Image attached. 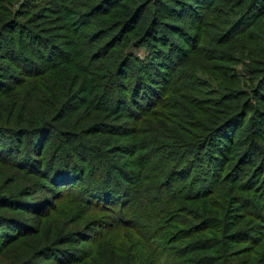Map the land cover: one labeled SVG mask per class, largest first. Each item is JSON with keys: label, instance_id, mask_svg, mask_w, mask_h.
<instances>
[{"label": "trees", "instance_id": "obj_1", "mask_svg": "<svg viewBox=\"0 0 264 264\" xmlns=\"http://www.w3.org/2000/svg\"><path fill=\"white\" fill-rule=\"evenodd\" d=\"M13 1L0 0V59L15 71L0 76V94L21 77L39 84L31 91L38 100L43 87H60L33 122L0 125L1 175L27 190L0 189V262L262 264L264 0L183 1L193 18L186 47L177 29L160 33L162 0H44L39 11L26 6L15 17ZM113 46L114 56L97 66ZM132 48L147 53L137 58ZM199 50L206 56L195 58ZM199 59H214V68L200 71ZM130 81L133 98L123 108ZM79 110L93 119L85 130L67 118ZM44 188L51 197L24 200ZM64 207L78 216L69 240L53 231L39 238L41 225L25 222ZM27 237L40 244L14 251L11 244ZM82 242V257L83 249L58 250Z\"/></svg>", "mask_w": 264, "mask_h": 264}, {"label": "rangeland", "instance_id": "obj_2", "mask_svg": "<svg viewBox=\"0 0 264 264\" xmlns=\"http://www.w3.org/2000/svg\"><path fill=\"white\" fill-rule=\"evenodd\" d=\"M165 5V8L163 9V15L162 18L164 19V24H167L166 28L163 29L160 33L165 32L166 36L171 37V35L173 36V32L170 31V29L175 28L178 31H180V35L178 37H176V41L179 43L180 47H186L185 45V40L184 37L182 36V34L185 31L186 27H187V23L188 22H192V16L190 14H188L189 12L185 10L184 6H183V1L185 0H162ZM43 4H44V0H14L13 1V6H12V13L13 16L15 17L16 14L17 16H19L18 14H20L21 12L27 10V8L25 9V7L29 6L30 8H33L32 10H37L39 11L41 8H43ZM169 7V8H168ZM182 7V8H181ZM204 11V10H203ZM33 12V11H30ZM202 12V11H201ZM170 13V14H168ZM73 13H68L65 16V21H67V26H69L70 28L73 27L74 25V18H73ZM12 19H15V18ZM18 22H22L20 20L19 17H17ZM91 28V27H90ZM95 27H92L91 29L88 30L87 33H91L93 31H95ZM159 33V34H160ZM82 34H86V32L83 30ZM158 34V36H159ZM87 35V34H86ZM83 38V35H80V38ZM203 37H206V35L204 34ZM79 39V38H78ZM105 40V37L102 39ZM159 48V46H157ZM112 50V51H111ZM115 50V46H113L110 50H108V55L105 54L104 57H102V59L100 60V62L98 64H96L97 66H100L101 64L105 63L106 59H109L110 56H114L113 51ZM131 53H133L135 55V57L137 58H144L146 53H147V49L146 48H132L130 50ZM204 54L206 56V54L199 50L196 54H195V58H198L200 55ZM194 58V59H195ZM194 59H190V63L194 60ZM208 62H206L204 59H199L198 60V68L200 71H204L207 67L212 66V68H214V64H213V60L214 59H207ZM8 61H3L2 59H0V67L4 70V71H0V76H5L6 74H9V72H14L15 71L12 69L13 65L7 66ZM207 64V65H205ZM138 69V66L136 67L135 71ZM134 72V71H133ZM21 77L19 79V81H21V84L18 83V88L14 89L13 91H10L8 93H3V91H1L0 94V125L9 128V130H18L21 127H23L24 124L29 123V122H33V120L35 119L33 117V114L35 112H38L39 109L43 110L44 107V103L45 100L47 99V97L49 98V100H53V97L58 93L60 84L58 85V83L56 85H47L45 87H43L41 89V97L40 99H36L34 97V94L31 93L35 92L37 90L40 89L39 84H31L29 83V81H27V78ZM131 81H134V79H132ZM128 82L127 84L128 89L126 91V94H128L127 98H124L123 103L125 101H127L128 106L130 103V99L133 98V95L131 94V87H132V82ZM29 84L28 88L27 85ZM52 83V82H51ZM26 85V86H25ZM78 82L77 80L74 82V86L77 87ZM58 88V89H57ZM130 95V97H129ZM260 102V101H258ZM255 105H257L256 101H254ZM38 106V107H37ZM125 107V103L123 105V108ZM130 107V106H129ZM128 107V108H129ZM202 110V109H200ZM86 112L79 110L78 112L72 113L69 112L67 114V118L68 121L71 120L72 125H74V127H78L81 128L83 130L87 129L88 127H90L89 125H91L93 123V119L92 118H88V119H84V115ZM87 118V117H85ZM76 119V121H75ZM78 122L83 123V126H79L80 123L78 124ZM78 124V125H77ZM61 124L57 123V128H59ZM217 156V155H216ZM119 158V157H118ZM200 168V169H199ZM196 169V171L200 172L201 174H204V172H202V167H199ZM199 169V170H198ZM2 171H0V189L3 188L7 191V193H14L16 190H22V192L27 191L26 188L24 187V182L22 183H17L14 184L12 183V179H7L6 181H4V177H2L1 175ZM48 191L53 192L56 190H59L58 188H56L55 186L52 185H48ZM47 190H44L41 193L38 194H32L29 195L30 193H23L26 197L24 198V200L26 201H30V200H35L36 198H38L39 195H41L42 193H44V191L46 192L48 198L52 196V194L50 192H48ZM47 198V197H46ZM55 196H54V200H55ZM59 202V201H58ZM51 207L54 208V210L56 209L54 206L56 205V202H54L53 200H51L50 202ZM74 210V209H73ZM70 210L66 209V207H64V209L62 208V211H57L56 214H52L49 219H46V214L41 213V214H34L31 213L30 217L26 218L25 222L28 223V226L31 228H34L37 225H41V230L35 231L37 237L42 238L49 235L50 232H55L60 234V236H58V238H66V240H69L71 238V234H69L71 231H73L69 226L73 225V221L76 220L78 218V216L75 214V212L71 213ZM234 214L239 213L240 215H236L233 219H232V225L231 227H234L236 223L240 222L242 216H241V212L238 209H235ZM5 214V217H10L15 215V213L10 209L9 211H7ZM264 214V213H263ZM67 215V216H65ZM65 216V217H64ZM87 224V223H86ZM88 227V225L86 226V228ZM236 228V227H234ZM37 237H27L19 242V248L15 245V244H11L12 248L14 251H21V252H27V250L35 245H39V238ZM111 237L104 239L103 241H101V249L104 251H107L111 245ZM86 242L87 241V236L85 238ZM86 242H82L79 243L78 247H75V245H59V251H63L65 249H75L78 248L80 250L83 251V254H81L80 256L82 257V255H84V252L86 251ZM243 246V245H241ZM241 246H235L232 247V251H235L236 248H241ZM250 246V244L246 245L245 247L248 248ZM79 255H76V257ZM50 258V257H49ZM43 264H55L54 262H52L50 259L45 261H42ZM9 263V259L6 257L4 258L0 264H8ZM77 264H88V263H77ZM89 264H104L101 263L99 259H97L95 256L93 258V260L89 263ZM262 264H264V259L262 258Z\"/></svg>", "mask_w": 264, "mask_h": 264}]
</instances>
